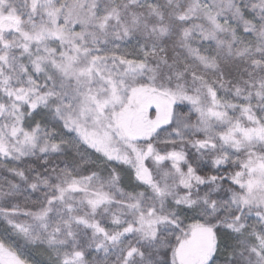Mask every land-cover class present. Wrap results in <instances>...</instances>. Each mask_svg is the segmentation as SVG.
<instances>
[{"label": "snow or ice", "instance_id": "obj_1", "mask_svg": "<svg viewBox=\"0 0 264 264\" xmlns=\"http://www.w3.org/2000/svg\"><path fill=\"white\" fill-rule=\"evenodd\" d=\"M0 264H264V0H0Z\"/></svg>", "mask_w": 264, "mask_h": 264}]
</instances>
